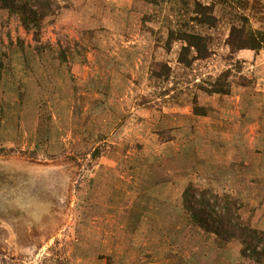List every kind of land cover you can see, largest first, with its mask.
Here are the masks:
<instances>
[{"label":"rangeland","instance_id":"374dc122","mask_svg":"<svg viewBox=\"0 0 264 264\" xmlns=\"http://www.w3.org/2000/svg\"><path fill=\"white\" fill-rule=\"evenodd\" d=\"M49 1L40 41L0 8V264H256L180 204L189 184L229 195L264 230V51L225 45L241 15L264 30V0L218 5L191 68L162 43L179 4ZM226 72L230 95L201 90Z\"/></svg>","mask_w":264,"mask_h":264},{"label":"trees","instance_id":"16d2710c","mask_svg":"<svg viewBox=\"0 0 264 264\" xmlns=\"http://www.w3.org/2000/svg\"><path fill=\"white\" fill-rule=\"evenodd\" d=\"M146 2L160 8L166 1ZM168 2L173 5L174 12L177 11L175 7L179 4L181 8L178 14L182 15L184 12V16L178 21H166L167 37L162 43L168 52L172 51L175 43L181 45L178 61L185 68H191L196 62L207 60L213 54L212 36L209 35V31L216 29L221 22L216 14L218 5L224 7L238 5L243 11L248 7V0H218L213 4H206L203 0ZM0 8L10 16H18L24 28L33 32L34 39L40 41L42 23L53 9V4L49 0H0ZM145 21L150 22L152 18ZM239 22H242L241 26L231 25L229 37L225 41L232 55L246 50L264 51V30L255 29L246 15H241ZM171 75V68L165 64L159 70L155 69L152 77L164 83ZM230 76V72H226L212 84L211 90L206 87L201 90L210 95H230L232 92ZM100 151L99 149L93 154L94 159L100 157ZM241 209V202L229 195H220L209 189H198L193 184H189L183 192L180 204L182 216L187 224L206 234L211 247L222 250L226 244L236 241L241 246L239 255L242 258L256 264H264V230L252 227L245 221Z\"/></svg>","mask_w":264,"mask_h":264},{"label":"crops","instance_id":"0c3cea01","mask_svg":"<svg viewBox=\"0 0 264 264\" xmlns=\"http://www.w3.org/2000/svg\"><path fill=\"white\" fill-rule=\"evenodd\" d=\"M231 146L229 145L228 146V148L225 150V148L224 147H220V150H222V152H226V151H229V150H231V148H230Z\"/></svg>","mask_w":264,"mask_h":264}]
</instances>
